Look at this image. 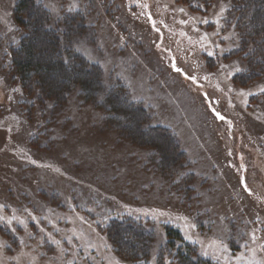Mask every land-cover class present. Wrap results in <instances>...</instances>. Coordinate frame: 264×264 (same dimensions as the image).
I'll list each match as a JSON object with an SVG mask.
<instances>
[{
	"label": "rangeland",
	"instance_id": "374dc122",
	"mask_svg": "<svg viewBox=\"0 0 264 264\" xmlns=\"http://www.w3.org/2000/svg\"><path fill=\"white\" fill-rule=\"evenodd\" d=\"M17 1L0 0V264H135L105 235L126 219L154 234L138 264H177L168 229L193 261L264 264V75L233 84L248 71L233 0H34L63 60L102 73L96 103L74 88L62 105L10 71ZM116 86L148 112L141 129L169 131L181 167L163 174L155 150L98 108Z\"/></svg>",
	"mask_w": 264,
	"mask_h": 264
},
{
	"label": "trees",
	"instance_id": "16d2710c",
	"mask_svg": "<svg viewBox=\"0 0 264 264\" xmlns=\"http://www.w3.org/2000/svg\"><path fill=\"white\" fill-rule=\"evenodd\" d=\"M180 1L188 2L189 0ZM233 4L235 7L231 11L237 16L236 24L243 37L240 51L245 50L248 61L247 73L235 76L233 84L244 87L264 75V0H233ZM33 15L37 18L35 19ZM14 19L19 29L23 31V36L18 46L10 50V71L18 77L22 89L29 88L30 92L31 88L35 87L45 98H50L55 104L62 105L70 89L78 88L84 103H96L102 94L100 68L89 64L78 54H71L69 61L63 60L56 33L46 29L49 13L43 6L34 3V0H18ZM53 74L64 80V83L59 84L54 81ZM126 97L125 88L116 86L103 96L98 108L113 114L112 116L118 119L115 129L123 138L140 147L155 150L158 167L163 174L181 167L184 164L185 155L173 136L160 127L141 129L143 125L149 123L148 112L141 103L130 102ZM124 105L125 109H122ZM120 118L124 120V123L134 119L136 124L140 125L132 130L128 123L122 124L119 121ZM147 134H151L154 139L146 141ZM163 151L166 155H163ZM105 235L121 259L135 264L148 259L154 241V234L151 231L144 230L140 224L128 219L111 220L105 227ZM125 235L129 237L127 243L122 242ZM166 240V246L169 249L174 250L176 242L181 245L175 252L177 264H209L206 261H193L190 255L181 252L182 246L185 252L193 249L183 243L176 231L166 230Z\"/></svg>",
	"mask_w": 264,
	"mask_h": 264
},
{
	"label": "snow or ice",
	"instance_id": "6c2138e0",
	"mask_svg": "<svg viewBox=\"0 0 264 264\" xmlns=\"http://www.w3.org/2000/svg\"><path fill=\"white\" fill-rule=\"evenodd\" d=\"M180 11H184L183 8L180 9ZM207 22V21H205ZM211 55V53H209ZM177 71H180V69H177ZM237 71H239V69H237ZM189 79H192L193 81H195V77H188ZM222 118V117H221Z\"/></svg>",
	"mask_w": 264,
	"mask_h": 264
}]
</instances>
